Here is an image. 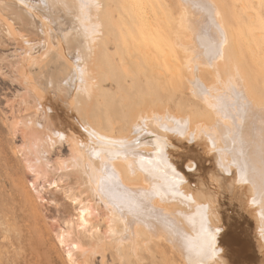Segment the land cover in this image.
Segmentation results:
<instances>
[{
	"label": "bare ground",
	"instance_id": "bare-ground-1",
	"mask_svg": "<svg viewBox=\"0 0 264 264\" xmlns=\"http://www.w3.org/2000/svg\"><path fill=\"white\" fill-rule=\"evenodd\" d=\"M110 1L0 0V153L21 159L37 195H53L70 264L106 247L118 264H142L141 252L165 264L154 247L182 264H233L244 225L264 264V94L223 8L177 0L170 25L160 2ZM109 46L128 78L111 91Z\"/></svg>",
	"mask_w": 264,
	"mask_h": 264
},
{
	"label": "rangeland",
	"instance_id": "rangeland-1",
	"mask_svg": "<svg viewBox=\"0 0 264 264\" xmlns=\"http://www.w3.org/2000/svg\"><path fill=\"white\" fill-rule=\"evenodd\" d=\"M117 1L121 7L127 3L135 6L136 1L143 2L145 6L160 2L162 3V9H167L168 11L167 20L170 25L174 24L181 10V6L177 3V0ZM216 1L221 6L219 8H223L220 10L223 11L222 13L226 17L227 29L231 30L232 32L230 33L236 37L239 45L238 53H240L238 55L242 57H239L240 62L243 63H240L241 67L244 70H249L248 73L247 71L245 72L249 75V79L250 77L253 79V82L250 79V84L255 85L254 87H256V90L258 89V93L261 95L262 93L264 94V0ZM105 3L106 7L111 6L108 8L114 9L112 1L105 0ZM240 5L243 6V9H240ZM147 6L144 9L145 11L146 9L148 10ZM112 18L118 31L121 33L122 27L118 25L119 12L115 11L112 14ZM66 19L67 23H65ZM68 21H70V17L65 12L64 24L69 27L68 23L70 22ZM166 25H168L166 22L165 27L162 25L163 30L166 29ZM119 40L125 43L123 37ZM106 51L108 55H112L111 60L117 75L116 82L106 81L102 89L111 91L115 90L119 83L127 84L128 78L120 75L119 62L116 58V48L109 46L106 47ZM148 61L149 59H146L145 63H148ZM142 77L143 75L137 74L135 77L136 82H142ZM178 83L182 82L175 83L173 81L167 84V87L173 89V94H176L182 100H186L188 98L187 91L184 89V86L179 89L176 88ZM157 94L159 97H163L160 93ZM148 134L146 136L149 140L150 138L152 140L155 139L156 136L154 134ZM1 136L3 135L1 134ZM7 141L10 140L8 139ZM18 141L19 139H15L14 143L18 145ZM180 144L182 145L183 143ZM7 145L10 144L8 143ZM63 151L65 153V150ZM20 160L19 157L15 158L12 156L11 158L9 155L4 156L0 153V223H3L9 228L7 237H4L5 234L2 232L0 225V243L5 245V248L7 247L6 258L7 260H11L9 264H70L66 258V248L61 246L56 238L58 227H63V225L58 220L59 213L56 212L57 208L50 202L53 195L49 191L45 192L43 190L39 195L36 194V191L31 187V174L23 169ZM189 172L192 173L193 171L191 170ZM38 183L42 184V181ZM55 194L59 195L58 192ZM41 197H44V199L41 200ZM227 202L230 204L228 200ZM244 227L243 235L247 238L241 240L244 245L238 244L233 248L234 250L232 252H236L234 253L235 257H233V264H255V261L259 259L258 250H256L257 247L250 238V230L247 225H244ZM106 248L107 252H111L112 254L107 255L100 252L99 256H94L90 259V264H118L114 250L110 247ZM154 248L157 251L163 250L162 255L166 257L165 264L183 263L180 259L176 258L171 250L165 251L163 248ZM158 256L161 255L158 254ZM141 257L143 258L142 264H151L149 254L141 252Z\"/></svg>",
	"mask_w": 264,
	"mask_h": 264
}]
</instances>
